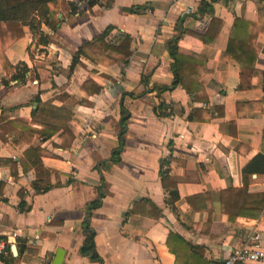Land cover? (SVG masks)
<instances>
[{"label": "crops", "instance_id": "1", "mask_svg": "<svg viewBox=\"0 0 264 264\" xmlns=\"http://www.w3.org/2000/svg\"><path fill=\"white\" fill-rule=\"evenodd\" d=\"M29 1L34 0H0V11ZM77 2L60 0L51 6L56 30L44 24L40 29L48 45H38L29 26L20 23L11 37L22 36L6 41L10 67L0 64V118L43 130L32 117L38 98L67 115L57 127L66 125L73 140L63 150L60 130L47 141L18 131L5 135V142L0 138V159L17 162L16 177L10 166L0 165V245L5 259L0 264H96L80 254L81 223L86 205L98 197L95 167L118 147L122 109L128 121L120 162L103 169L104 199L91 218L102 264H224L229 253L252 236L264 249V207L257 219L230 222L220 204L221 193L229 189L246 187L238 198L240 208L264 197V31L257 34L259 53L248 77H241L232 59L220 60L236 18L264 29V0H218L212 16L198 18L193 17L198 0H111L110 7V0H98L90 9L71 14L68 4ZM189 8L192 14L186 13ZM129 9L138 12L126 13ZM213 18L221 27L212 45L190 36L179 41L180 48L205 61L200 83L208 104L193 102L181 86L157 95L153 86L173 82L166 43L177 34L178 23L181 29L204 35ZM107 29L106 42L112 46L130 37L128 60L98 55L99 61L92 62L80 57L70 71L78 50ZM18 64L29 70L20 82L12 80ZM159 103L172 108L170 117H157ZM201 108L210 114L219 108L222 115L189 121ZM34 146L43 150L42 165L53 186L39 195L32 189L34 171L23 173L19 165ZM249 164L254 173L244 176ZM20 190L28 208L24 213L18 209ZM150 204L160 214L157 219ZM171 234L185 245L169 238Z\"/></svg>", "mask_w": 264, "mask_h": 264}, {"label": "trees", "instance_id": "2", "mask_svg": "<svg viewBox=\"0 0 264 264\" xmlns=\"http://www.w3.org/2000/svg\"><path fill=\"white\" fill-rule=\"evenodd\" d=\"M60 0H34L25 2L23 4L17 5L11 9L0 11V64L3 68L7 69L10 66L6 63L4 51L6 48V41H8L9 36H13V31L18 27L17 23L28 25L33 39L37 38V44L46 46L48 45L47 39L41 32V25L44 24L48 29L55 31L57 26V20L54 18V12L51 10V6L57 4ZM84 0H78L82 2ZM86 9H90L94 5L99 4L98 0H85ZM218 0H198V8L196 14L193 17H202L204 15L213 14V5L217 3ZM112 2L107 4L106 7H110ZM71 14L78 13L79 7L77 4H68ZM126 13H137V9L125 10ZM38 18V19H37ZM221 27L220 20L213 18L209 27L204 35L191 32L189 30L181 29V22L178 23L176 27L177 34L166 43V51L168 53L169 59L171 60V72L173 75V82L169 87H156L153 86V90L157 95H161L165 92L173 91L177 86H181L186 93L190 96L191 100L195 103H201L204 105L208 104V98L206 96L205 90L200 83V80L206 74L205 61L186 50H183L179 46V41L184 36H190L194 39L199 40L204 45H212L215 40L217 33ZM6 30L8 33L5 35L2 32ZM259 31H264L261 26H257L248 23L242 19L236 18L232 24L229 39L227 43L226 50L220 55L221 61H228L232 59L235 61L241 69V77H248L249 71L252 70L254 63L258 56V49L255 47V40ZM109 32L107 29L101 37L90 44H86L81 47L78 52L73 56L69 70L72 71L77 64L80 57L91 60L92 62H98V55H108L109 57H116L121 60H128L131 56L130 52V42L129 36H125L118 46H112L106 42V34ZM22 34L15 35L11 37V40L21 37ZM112 60L110 59L109 62ZM16 75L12 77V80L20 82L24 81L26 74L29 72L24 64H18L16 67ZM147 79L143 80V84L147 85ZM99 92V89L96 90ZM135 98L134 96H132ZM138 98V97H137ZM37 108L32 112L33 122L43 125V130L36 132L33 128L25 121L22 120H4L0 118V138L2 141H6L5 135L13 134L14 131H18L23 135L24 133L32 136L37 134L40 141H47L53 135H55L59 130L61 144L59 148L66 149L72 142V135L66 125L57 127V122L67 119V115L63 113L61 109L53 108L51 105L42 104L37 98ZM215 113L210 114L209 110L206 108L194 110V115L188 117L191 122H196L199 120L210 121L213 118L220 117L219 108L213 109ZM155 114L158 118L170 117L172 115V108L169 105L159 103V105L154 109ZM127 111L122 109L121 119H120V132L118 135V147L112 151L109 160L101 162L96 165L95 169L100 175L99 186L97 187L98 197L96 200L88 203L85 209V217L81 223V232L83 235V243L80 247V254L83 257L89 259V261L102 264V260L98 256L94 237L95 232L91 227V218L93 211L101 207L102 200L104 196L101 192V186L104 180L102 176L103 169L107 168L112 164H117L120 162V155L124 147L123 136L127 129ZM43 155V150L39 146H34L32 152L25 160H21L19 165L23 173L30 170L34 171L35 180L32 183V189L35 194H44L51 190L53 186L50 184V172L46 170L41 161ZM10 166L11 175L17 176V162L13 160L3 161L0 159V165ZM165 171L160 169V174L162 177L163 187L166 188L165 184ZM254 173L252 170V165L249 164L244 170L243 175L247 176ZM4 188V184L0 183V193ZM246 192V187L240 190L229 189L223 191L220 195L221 212L228 217L230 222H234L238 217H244L247 219H257L261 214L264 207V197L260 201H255L249 207H241L238 198L244 196ZM25 192H19L20 203L18 206L19 212L24 213L28 211L26 205L23 201ZM151 208L154 210L155 218L160 216L157 213L155 207L150 204ZM158 214V216H157ZM173 237L184 244V242L178 236L169 235V238ZM2 238H0V242ZM185 245V244H184ZM187 248H192L186 244ZM31 252V251H30ZM0 261L5 262L3 255H0Z\"/></svg>", "mask_w": 264, "mask_h": 264}, {"label": "built area", "instance_id": "3", "mask_svg": "<svg viewBox=\"0 0 264 264\" xmlns=\"http://www.w3.org/2000/svg\"><path fill=\"white\" fill-rule=\"evenodd\" d=\"M79 10L82 11L85 9L86 1L77 2ZM194 11L192 8H189L186 13L192 14ZM182 140V139H181ZM17 234H12V238L15 239ZM35 239H38L37 237ZM4 245H0V255L4 251ZM264 262V249L260 246L257 237L252 236L247 239L244 245L235 249L229 253L227 258L224 261V264H257Z\"/></svg>", "mask_w": 264, "mask_h": 264}]
</instances>
